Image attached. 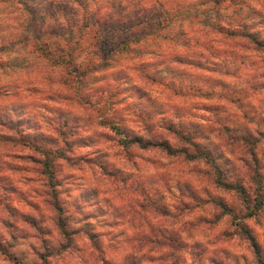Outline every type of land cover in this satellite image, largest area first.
<instances>
[{
    "label": "rangeland",
    "instance_id": "374dc122",
    "mask_svg": "<svg viewBox=\"0 0 264 264\" xmlns=\"http://www.w3.org/2000/svg\"><path fill=\"white\" fill-rule=\"evenodd\" d=\"M64 1L68 2L57 0L55 7L62 9ZM119 1L97 4L103 8ZM184 3L182 22L172 29L186 32L190 45L183 50L174 42L161 44L156 36L173 31L160 30L132 45L136 53L108 57L103 66L93 55L95 34L90 29L76 36L43 35L39 43L49 52L27 40L0 55V242L16 261L42 264L41 256L51 252L47 264H101L90 249L92 235L106 250L107 264H122L135 245L134 237L163 227L180 237L176 264H264V205L250 217L235 192L212 184L208 174L213 172L205 164L198 163L203 172L196 174L181 159L137 147L129 153L119 144L125 135L172 141L164 122L205 131L204 147L215 154L222 173L242 181L252 209L255 185L246 175L253 162L237 138L248 133L257 138L256 131H264V51L241 32L264 44V0ZM14 4L0 0V39L7 43L24 41L32 34L28 28L36 30L27 13L34 11L32 3L21 6V18L10 14ZM182 38L179 42H186ZM189 51L200 55L201 68L184 71L168 58ZM135 55L142 56L134 59ZM57 60L64 61L57 65ZM166 62L168 68L184 73L175 81L146 80ZM72 64L86 69L82 82ZM223 125L231 128L236 140L227 138ZM261 138L254 151L264 193V133ZM45 152L66 228L76 233L66 251H61L65 241L57 228V213L49 205L52 189L41 173ZM186 181L225 201L232 215H220L205 201H189L190 209L177 205V187ZM239 225L249 229L256 251L241 236ZM137 249L135 259L141 264H147L146 256L159 258L160 253H148L146 240ZM0 264H9L1 251Z\"/></svg>",
    "mask_w": 264,
    "mask_h": 264
},
{
    "label": "trees",
    "instance_id": "16d2710c",
    "mask_svg": "<svg viewBox=\"0 0 264 264\" xmlns=\"http://www.w3.org/2000/svg\"><path fill=\"white\" fill-rule=\"evenodd\" d=\"M12 1L15 2L14 5H16V7L13 6L14 9H12L10 14L13 16L19 15L20 18L21 15H23V9H25V7L27 8L29 3H32L33 6L31 5L30 7L34 9V11L29 10L27 13L29 17L32 18V24L36 30H29L28 28L29 34H32H30V36L24 41L18 43H7V40L0 39V55L11 52L15 47L25 45L27 40L36 41L39 49H43L44 51L47 50L49 52L50 48H43L39 43V40L43 35L48 33H59L63 36H76L83 35L91 29L95 34L94 45L91 44L94 50L93 55L100 57L103 66L104 61H106L108 57L117 54L128 55L130 53H136V48H133L132 45H137L144 41V39L153 37L160 30L167 31V33L173 31L172 29L174 25L178 22H182L181 19L179 20V16L185 12L182 6H186V3H184L186 0H120L117 5H106L102 8L97 4L98 0H68V2H61L62 5L65 3L61 9V6L55 7L57 5V0H33L32 2H29L30 0ZM219 1L221 0H215V4H219ZM17 5L20 8L17 7ZM56 9H59V12H55ZM35 10H37V12ZM42 10H44V14L40 13ZM218 30L216 31L220 33ZM241 33V36L244 35V37H246L251 43H254L258 49L262 48L264 51V44L252 36L251 33L244 32V30ZM229 34L230 36H234L235 31L233 30L232 32H229ZM183 36L186 40V32L179 30L178 33L173 31L167 35L158 34L156 37H160L161 44L168 45L174 42V44L179 46L178 49L183 50L187 45H190L189 40H186V42L183 40L179 42V39H183ZM152 41L155 42L154 40ZM64 49V47H61L60 50ZM152 53L154 52H149L148 54ZM139 56L135 55L133 57H136L134 59H138ZM168 58H171V63L174 62V64H179L180 67H184V71H189V69L192 68H201V64H199L201 57L200 55H196L193 51H189L182 56H174L172 54L169 55ZM63 61L64 60H57L54 61V63L59 65ZM69 63L71 62L69 61ZM105 67H109V64H105ZM162 67H165V69H162ZM162 67L153 69L152 72L146 76V80L158 83V81H160L159 77H163V79L170 78L169 81H175L176 78H179L180 73H184L183 71L179 72L174 68H168V62L163 64ZM71 68L74 70L79 81L82 82L83 80H81V78L85 77V73L87 72L86 69L82 68L81 65L77 66L76 64H72ZM199 81H201V79H199ZM1 126L4 125L1 124ZM223 126L228 133L227 138H232L234 140L235 135L230 133L231 128L226 125ZM162 127L166 129L169 136L172 137V141L166 137L158 139L147 138L145 136L125 135L119 140V144L129 153H133L132 150L137 147L142 150L151 149L164 153L171 159H181L185 163L192 165L191 168L196 170V174L203 172V169H200L197 166L198 163H203L211 169V172H213L212 174H208L212 179V184L216 188L235 192L241 198L245 206L244 208L247 211V215L250 217L254 216L261 210L264 205V193L262 192L263 175L258 168L259 161L254 150L261 141V136L264 131H256L259 138H252L254 133H248L237 138L240 145L248 151L253 162V167L249 168L247 166L248 171L250 172L246 175V177H248L255 185V199L252 209L250 210L251 204L248 201V191L245 185L239 180V178L233 177L232 174L226 175L222 173V170L218 167L215 154L208 152L204 147L203 141L208 140L205 131H199L197 129L188 130V128H186L188 126L180 122L177 124L164 122ZM112 128H115L117 131L120 130L119 126L116 125L112 126ZM213 133L215 132L213 131ZM1 135L2 134H0V140L3 139ZM14 143L17 144L18 142ZM32 147L38 152H42L37 145L34 144ZM45 153L46 160L43 165L44 169L41 173L46 176V186L52 189L51 193H53V200L52 202H49V205L53 207L55 213H57V228L60 236L65 241V245L61 251H66L71 246L73 237L76 233H72L71 230L66 228L67 220L63 217L64 210L58 203L53 189V182L55 179L54 171L51 169V164L49 163V154L47 152ZM183 184L184 185H178L177 187L179 189L177 205L181 204V206L190 209L191 206L188 204L189 201L191 203L205 201L208 205L213 206L217 212H220V215H232L233 209L225 201L211 195L206 188H194L188 181L183 182ZM144 197L145 196H143V199ZM185 200L187 202H185ZM236 215L237 214H234V216ZM238 228L241 236L247 240L251 248L256 251L257 245L249 229L245 227V225H239ZM162 229L166 228H153L148 235L134 237L133 241L135 242V245L130 248V252L127 254V257L122 264H141V261L135 259V257L139 256L138 253L140 250L137 248L141 244V241L144 240H146V243L148 244V253H160L158 259L149 256L147 258L146 256L148 261L146 262L147 264H176L177 256L175 250H179L178 247L182 244L179 240L180 237L173 234L172 231ZM94 239L95 237L92 235L89 237L90 249L96 257V259L94 257V261L97 260L101 264H107V259L105 258L106 250L101 248ZM184 246L185 245H182L181 247ZM0 251L9 264H23L16 261L14 256H11L12 254L1 246V242ZM47 252L48 251L45 253L47 254ZM49 253L51 252H48V254ZM48 254L41 256L42 264H47L46 257L50 256V254ZM155 260L156 262L158 260V262L155 263Z\"/></svg>",
    "mask_w": 264,
    "mask_h": 264
}]
</instances>
